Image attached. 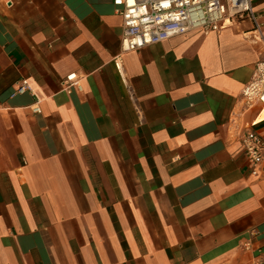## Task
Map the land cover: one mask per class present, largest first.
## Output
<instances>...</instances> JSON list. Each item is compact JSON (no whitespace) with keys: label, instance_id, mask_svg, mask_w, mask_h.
I'll return each instance as SVG.
<instances>
[{"label":"crops","instance_id":"crops-1","mask_svg":"<svg viewBox=\"0 0 264 264\" xmlns=\"http://www.w3.org/2000/svg\"><path fill=\"white\" fill-rule=\"evenodd\" d=\"M122 34L113 0H0V264H264V159L253 175L239 140L264 138L241 97L264 16Z\"/></svg>","mask_w":264,"mask_h":264},{"label":"built area","instance_id":"built-area-1","mask_svg":"<svg viewBox=\"0 0 264 264\" xmlns=\"http://www.w3.org/2000/svg\"><path fill=\"white\" fill-rule=\"evenodd\" d=\"M113 3L123 17L121 45L124 52L138 51L193 31L205 35L219 32L238 19H249L256 30L263 26L264 13L255 10L254 0H113ZM114 62L129 87L123 58L117 56ZM76 78L72 73L64 82L70 88L76 85ZM31 90L28 79L20 80L15 87V93ZM241 97L246 109L264 105V60L257 62ZM33 110L41 111L38 105ZM254 125H246L239 132V140L250 161L252 174L258 175L264 159V138L254 130ZM245 247L249 249L250 243Z\"/></svg>","mask_w":264,"mask_h":264}]
</instances>
